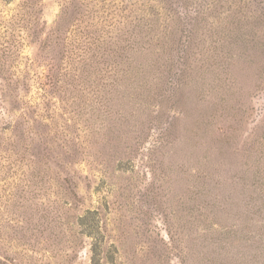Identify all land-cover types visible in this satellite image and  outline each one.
<instances>
[{"label": "rangeland", "instance_id": "obj_1", "mask_svg": "<svg viewBox=\"0 0 264 264\" xmlns=\"http://www.w3.org/2000/svg\"><path fill=\"white\" fill-rule=\"evenodd\" d=\"M0 264H264V0H0Z\"/></svg>", "mask_w": 264, "mask_h": 264}, {"label": "trees", "instance_id": "obj_2", "mask_svg": "<svg viewBox=\"0 0 264 264\" xmlns=\"http://www.w3.org/2000/svg\"><path fill=\"white\" fill-rule=\"evenodd\" d=\"M5 1H10V0H5ZM140 53H142V52L140 51ZM145 55H146L145 53L144 54L142 53V59H144V57H146Z\"/></svg>", "mask_w": 264, "mask_h": 264}]
</instances>
